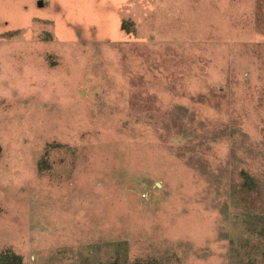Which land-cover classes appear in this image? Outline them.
I'll use <instances>...</instances> for the list:
<instances>
[{"label": "rangeland", "instance_id": "rangeland-1", "mask_svg": "<svg viewBox=\"0 0 264 264\" xmlns=\"http://www.w3.org/2000/svg\"><path fill=\"white\" fill-rule=\"evenodd\" d=\"M262 223L264 0H0V261L258 264Z\"/></svg>", "mask_w": 264, "mask_h": 264}, {"label": "trees", "instance_id": "trees-1", "mask_svg": "<svg viewBox=\"0 0 264 264\" xmlns=\"http://www.w3.org/2000/svg\"><path fill=\"white\" fill-rule=\"evenodd\" d=\"M249 218H251V220H248V221L251 222L253 225H255V224L260 225L261 224V223H259L257 217L249 216ZM260 230H261L260 234L264 236V223H262ZM4 255L5 256L0 261V264H22L21 257L17 253H14L12 251H6V253ZM110 264H129V263H127L126 261L114 260ZM132 264H141V263L137 261V262H134ZM150 264H152V263H150ZM258 264H264V250L261 253L260 259H258Z\"/></svg>", "mask_w": 264, "mask_h": 264}]
</instances>
